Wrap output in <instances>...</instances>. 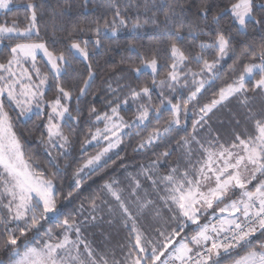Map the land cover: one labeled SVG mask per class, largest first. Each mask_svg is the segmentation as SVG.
<instances>
[{
  "label": "snow or ice",
  "instance_id": "snow-or-ice-1",
  "mask_svg": "<svg viewBox=\"0 0 264 264\" xmlns=\"http://www.w3.org/2000/svg\"><path fill=\"white\" fill-rule=\"evenodd\" d=\"M13 7L0 0V264H264V0H100L84 23L43 0L9 22ZM33 117L46 159L18 130ZM133 140L138 164L121 155ZM93 176L77 209L58 204Z\"/></svg>",
  "mask_w": 264,
  "mask_h": 264
},
{
  "label": "trees",
  "instance_id": "trees-1",
  "mask_svg": "<svg viewBox=\"0 0 264 264\" xmlns=\"http://www.w3.org/2000/svg\"><path fill=\"white\" fill-rule=\"evenodd\" d=\"M24 2L25 0H14L13 11L7 15V19L9 22H11V20L16 17H20L22 20L25 11V9L23 8ZM125 2L134 3V0H125ZM217 2L223 3L224 0H217ZM43 3L45 5V11L49 14L53 13L54 11H58L62 6H65L66 4L70 5V7H65V15H64L65 22L71 20L73 22L84 23L86 22V20L92 18V12L94 11L93 5L100 3V0H89L87 6L84 5V0H43ZM97 14H99V12H97ZM128 14L134 16L136 14L135 8L134 7L130 8ZM3 18H4V13H0V19ZM46 19L47 17H45V20ZM45 20L40 21L42 35H43V26ZM140 33L143 37L141 43L144 44L145 46L149 44V37L155 35L154 29L150 26H146L144 29L140 30ZM129 35L130 33L128 32L127 29H121L119 33V39L123 40ZM112 47H113V51L105 53L103 50H100L99 54L95 57V59L98 61V66L96 67L97 79H96V84L94 86L95 95L97 97L96 100L97 106H99L100 103H102L103 101V97H104L103 89L105 88L104 81L113 75V73L111 72V68L113 64L119 65L120 58L122 55H124L122 49L116 48L115 45H112ZM118 70L119 69H117V71ZM133 83H135V81H133ZM89 99L91 100V97H89ZM129 115H131V113H129ZM219 119H223L225 120V122H227L228 109L221 110V112L217 114V117L213 118L214 126L220 127V124L218 123ZM40 123L41 121L33 117L31 120L22 122L19 125L18 130L24 131L25 135L28 137L29 145L33 149H35L40 159H46L43 148L37 147V139L40 135V130H38L35 127V125H38ZM29 132L31 133V135H29ZM127 143L128 142L126 141V144ZM131 145L132 147H126L125 151L121 153L122 156H126L125 163L137 164L148 158L145 155L137 154L133 152L132 149L136 145L135 140L131 141ZM79 151H80L79 143L74 144L73 157L77 156L79 154ZM89 151H92V149H90ZM73 157H69L67 161H62V163L65 162L72 163ZM76 162L79 163L80 161H76ZM75 166H76L75 163H73L72 167L66 169V176L62 177L58 182V187L61 189L62 197L66 196L69 191H72L69 185L72 183V179H73L72 173L74 171ZM117 173H119V170L117 171ZM112 174L113 173L109 170V175ZM106 178L107 177H105V179ZM100 183H102V181L99 179V177L93 176L90 180H88L85 183V185L82 187L79 193H75V192L73 193V197L70 201L61 198L58 204L64 206L66 211L69 212L74 211L77 208V206L80 205L81 202H84L86 198L89 197L97 189Z\"/></svg>",
  "mask_w": 264,
  "mask_h": 264
},
{
  "label": "rangeland",
  "instance_id": "rangeland-1",
  "mask_svg": "<svg viewBox=\"0 0 264 264\" xmlns=\"http://www.w3.org/2000/svg\"><path fill=\"white\" fill-rule=\"evenodd\" d=\"M138 164V163H137ZM130 171H132V169L130 168L129 169ZM120 173H117V175H119ZM79 207V205L77 206V208ZM76 208V209H77ZM101 231H105V232H107V231H110L109 229H108V227H107V225H102L101 227H99V228H93V229H91L90 230V232L91 233H95L96 235L95 236H93V235H91V234H89V239H96V240H99V233L101 232ZM113 235H114V239H113V244H115L118 240H121L122 238H123V233H121L120 235H115V233H113Z\"/></svg>",
  "mask_w": 264,
  "mask_h": 264
}]
</instances>
